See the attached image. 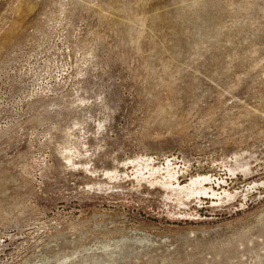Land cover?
I'll use <instances>...</instances> for the list:
<instances>
[{
	"label": "rangeland",
	"instance_id": "obj_1",
	"mask_svg": "<svg viewBox=\"0 0 264 264\" xmlns=\"http://www.w3.org/2000/svg\"><path fill=\"white\" fill-rule=\"evenodd\" d=\"M0 264H264V0H0Z\"/></svg>",
	"mask_w": 264,
	"mask_h": 264
},
{
	"label": "bare ground",
	"instance_id": "obj_2",
	"mask_svg": "<svg viewBox=\"0 0 264 264\" xmlns=\"http://www.w3.org/2000/svg\"><path fill=\"white\" fill-rule=\"evenodd\" d=\"M148 160V159H147ZM148 162V161H147ZM167 162H169V161H167ZM145 165V164H144ZM148 166V165H147ZM154 167V166H153ZM159 167V166H158ZM155 168V167H154ZM153 168V169H154ZM159 169V168H158ZM167 169H169V168H167ZM166 172H168L167 173V178H168V181H166L165 183H164V185H166V186H169V187H171L172 188V186H173V182H171L172 180H174V179H176V175H175V173H171L170 171H166ZM163 176V175H162ZM208 175H204V176H199V177H196L195 179H192L191 180V183H190V185H188V186H183V187H177V191H179V192H181V193H186V195H190V194H194V193H201V192H203V193H207L206 191H207V189H206V187H202L201 189H199V188H194L195 187V185L197 186V184H199V187H200V185L202 186V184H204V185H206V182L207 181H209L210 180V178L209 177H207ZM177 185V184H176ZM208 185V184H207ZM194 186V187H193ZM174 189V188H173ZM211 190V189H210ZM212 191H214V190H212ZM211 192V191H210ZM214 194V193H213ZM198 195V194H197ZM210 195V194H209ZM210 196H212V195H210ZM215 196V195H214ZM181 199V198H180Z\"/></svg>",
	"mask_w": 264,
	"mask_h": 264
}]
</instances>
